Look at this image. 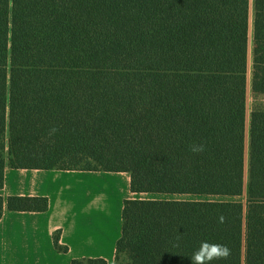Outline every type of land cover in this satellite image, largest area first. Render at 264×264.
<instances>
[{"label":"rangeland","instance_id":"rangeland-1","mask_svg":"<svg viewBox=\"0 0 264 264\" xmlns=\"http://www.w3.org/2000/svg\"><path fill=\"white\" fill-rule=\"evenodd\" d=\"M30 38L63 39L65 41H120L122 0H30ZM155 5L157 3H152ZM161 12L153 21L147 16L144 22V38L153 42H191L192 44L230 43V25L233 0H160ZM168 7L165 17L163 7ZM11 0H0V37L8 35L11 25ZM153 25V29L151 27ZM254 9L251 7L249 20V53L253 74ZM10 55H0V85L6 83L7 62ZM40 57L28 59L30 75L67 74H116L121 69L120 61H59ZM62 60V59H61ZM145 73H153L157 79L156 90L149 97L148 115L146 101L141 108L140 121L136 129L191 128L205 130L227 129L230 112V66L219 62H190L188 64L146 66ZM144 76V84L150 76ZM0 100V118L4 105ZM254 110H264V92L247 94L245 134V166L249 165L250 119ZM121 125V124H120ZM121 126H119L120 128ZM8 133L0 140L1 154L7 150ZM54 143V142H41ZM81 145V144H79ZM44 146L43 153L56 151L43 157V165L118 167L117 145L73 144L63 148ZM89 156V157H88ZM5 157V154H4ZM9 163V159H8ZM227 152L204 150L193 153L190 149L158 148L138 146L135 165L144 185L159 190L158 202H134V209L150 210H203L220 211L231 197L222 196ZM132 171V170H131ZM227 171V170H226ZM247 187L248 174H245ZM1 179V178H0ZM226 181V178H225ZM179 190L180 195L173 194ZM164 191L174 198L171 202ZM188 193L182 197V193ZM197 192H200L197 193ZM217 192V193H213ZM191 193V194H189ZM226 194V193H225ZM184 198V199H183ZM180 199V200H178ZM165 200V201H160ZM185 200V201H184ZM195 204L197 201H207ZM210 200H218L211 203ZM222 201V203H220ZM234 201L247 204V195L235 196ZM183 202H189L184 204ZM246 221V218H245ZM131 243L121 253V262L129 264H191V256L202 241L224 244V231L206 228L132 226ZM246 232V227L244 228ZM225 260H214L211 264H224ZM243 264L246 253L243 251Z\"/></svg>","mask_w":264,"mask_h":264},{"label":"trees","instance_id":"trees-1","mask_svg":"<svg viewBox=\"0 0 264 264\" xmlns=\"http://www.w3.org/2000/svg\"><path fill=\"white\" fill-rule=\"evenodd\" d=\"M251 7L254 9L253 89L264 92V0H233L231 44L222 47L164 46L140 44L141 0H123L121 44L27 41L28 0H12V43L0 40V55L11 49L9 93V165L21 167L23 141L86 145H117L118 169L131 171L137 146L190 148L204 144L206 150L226 151L222 191L247 195L243 201H227L220 211L134 209L127 198L123 207L122 235L117 242L116 264L131 243L132 225L206 228L224 231V245L231 255L224 264H264V110L250 119L248 182L245 186V134L247 113L248 40ZM88 58L122 61L121 127L81 128L25 126V57ZM142 61H190L226 63L231 70L229 126L223 130L136 129L138 69ZM7 127L0 125V140ZM226 178V181H225ZM25 199L7 198L10 210H22ZM0 204V218L3 215ZM225 217L223 223L219 218ZM246 218V221H245ZM246 227V232L244 228Z\"/></svg>","mask_w":264,"mask_h":264},{"label":"crops","instance_id":"crops-1","mask_svg":"<svg viewBox=\"0 0 264 264\" xmlns=\"http://www.w3.org/2000/svg\"><path fill=\"white\" fill-rule=\"evenodd\" d=\"M150 1L157 4L151 5ZM159 2L160 0H141L140 44L224 46V44H192L191 42L179 44V42L166 43L145 40L143 22V20H146L145 13L148 11L147 16L153 21L155 17H158L162 13ZM168 12H170L169 8L164 6L163 13L165 17H169ZM30 16L31 2L28 0L27 41L29 42L121 44L123 41V0L121 9V35L120 41L117 42L31 39L29 37ZM10 17L12 25V0ZM11 25L8 29V35L0 37V40L7 41L9 46L12 43ZM151 27L153 29V25ZM230 44L231 37L230 43L227 45ZM7 54L10 55V59L7 62L6 83L4 82L3 85H0V100L8 102V106L4 105V115L0 118V125L7 127L8 137H10L9 93L11 49H9ZM32 57L34 56L27 55L25 57V126L81 128H119L121 126L122 61L120 59L40 57L64 62L99 61L112 63V61H120L121 69L114 75L105 73L30 75L26 66L28 59ZM250 62L251 56L248 46L247 94H257L259 92L253 89V74H251ZM178 63L188 64L190 61H142L140 63L138 69L136 126H138L137 124L140 121L141 108L144 106V101H146L148 108L147 114L152 115L149 102L152 98L149 95L152 91L156 90L155 85L157 84V79L153 76L156 74L145 73V67L151 66V64L152 66H156ZM143 75H152L146 80V84H144ZM177 129L191 130V128L185 127ZM205 130L218 129L206 128ZM7 143V150L2 154L0 152V204L4 208L3 215L0 218V264H116L117 242L122 235L123 228L124 200L130 198L135 202H158L159 200L157 199L160 191L150 189L149 185L145 186V183H143L145 178L137 171H135L137 173V176H135L133 170H119L117 167L42 164L45 159L48 161L51 159L43 157L44 155L56 154L53 153L56 151L45 154L40 150V154H37V151L41 147L51 146L58 149L71 145L69 143H41L25 140L23 141L22 166L12 167L8 164L11 141L7 140ZM73 145L87 146L86 144ZM179 149L186 150L190 148ZM245 174H249L248 167L246 168V166ZM197 193L200 194V192ZM164 194L169 200L166 202H171L174 199L172 198L174 195H170L165 191ZM173 194L180 195V192L176 190ZM182 194V197H187L188 193L183 192ZM221 194L222 196L228 195L225 193ZM10 195H19L25 199V206L22 210H10L7 207V198ZM228 196L231 199L227 201H234V197L237 195ZM208 201H197L195 204H205ZM210 201L211 203L218 202V200ZM183 203L187 204L189 202Z\"/></svg>","mask_w":264,"mask_h":264},{"label":"clouds","instance_id":"clouds-1","mask_svg":"<svg viewBox=\"0 0 264 264\" xmlns=\"http://www.w3.org/2000/svg\"><path fill=\"white\" fill-rule=\"evenodd\" d=\"M193 153H202L205 150L204 144H193L190 146ZM225 217L221 216L219 222L223 223ZM231 255V249L219 242L202 241L199 249L191 256V264H211L214 260H226Z\"/></svg>","mask_w":264,"mask_h":264}]
</instances>
